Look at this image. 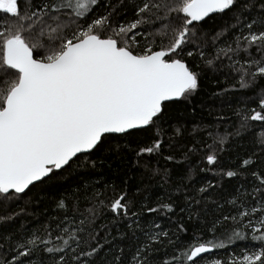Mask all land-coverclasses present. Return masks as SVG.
I'll list each match as a JSON object with an SVG mask.
<instances>
[{"label": "snow or ice", "instance_id": "1", "mask_svg": "<svg viewBox=\"0 0 264 264\" xmlns=\"http://www.w3.org/2000/svg\"><path fill=\"white\" fill-rule=\"evenodd\" d=\"M102 7L105 11L98 12ZM0 12L9 17L0 19V264H199L204 254L225 248V240L231 245L249 235L259 244L241 251L240 264H264V170L248 171L255 163L251 156L235 170L221 169L245 181L224 200L227 214L211 199V183L184 193L180 211L187 210L189 219L206 214L208 202L220 210L204 222L212 238L201 235L187 246L155 221L142 227L126 192L107 204L97 191L83 197L80 190L65 192L54 201L61 210L57 215L35 227H7L20 214L7 211L15 196L70 168L78 154L90 156L129 130L161 131L165 102L187 98L199 87V73L188 62L194 54L210 66H226L240 88L264 78V0H118L115 5L110 0L107 5L101 0H0ZM225 13L231 15L213 35L215 52L208 53L200 23ZM259 108L250 116L238 113L241 129L264 122V94ZM227 135L214 144H223ZM255 143L264 151V128ZM161 147L162 139L155 138L136 154L158 153ZM206 160L215 165L217 155L210 151ZM81 199L89 203L83 211ZM96 205L106 207L114 223L130 221L135 243L127 255L115 237L108 239L107 226L97 224ZM174 206L179 207L169 198L142 210L171 213ZM175 229L187 231L181 221ZM218 237L223 239L217 242ZM237 259L210 258L204 264H237Z\"/></svg>", "mask_w": 264, "mask_h": 264}, {"label": "trees", "instance_id": "2", "mask_svg": "<svg viewBox=\"0 0 264 264\" xmlns=\"http://www.w3.org/2000/svg\"><path fill=\"white\" fill-rule=\"evenodd\" d=\"M108 2L109 0H101L102 5H107ZM110 2L115 5L118 0ZM125 3L129 4L130 0H125ZM21 6L23 8V4ZM97 11L103 12L105 8H98ZM119 11L123 12L124 9L120 8ZM230 15L231 13L223 16L211 14L200 23L201 31L207 33L201 43L206 45L208 53L215 52L212 46L213 35L228 22ZM133 18L129 7L127 19ZM0 19L7 20L9 17L0 12ZM188 62L199 73V87L187 98L165 103L161 131L157 132L154 128L135 129L129 131L128 136L110 138L90 156L78 155L70 168L66 167L62 172L57 170L55 175L42 184L36 183L24 194L15 196L7 211L20 214L8 221L7 227L12 230L20 228L21 225L35 227L50 216L57 215L61 210L56 209L54 201L65 192L80 190L83 197L97 191L102 194L99 199L105 204L126 192L127 200L132 202L131 211L139 214L142 227L155 221L175 232L180 244L184 246L201 235L205 239H211V234L205 231L204 222L213 220L220 210L208 202L206 214H202L199 219H189L187 210L183 213L180 211L185 205L184 193H191L211 183L215 188L210 193L211 199L224 205L223 211L227 214L230 206L224 204V200L245 181L243 177H227L222 174L221 169L225 172L229 169L235 170L240 160L251 156L255 163L248 171L264 170V151L255 143L256 133L264 128V122H251L254 127L244 131L240 128L241 120L238 115L247 113L250 116L252 110L261 111L259 99L264 94V78H258L249 88H240L238 78L230 74L226 66H210L195 54L188 58ZM223 64L227 65L228 61L225 60ZM226 133L229 135L223 144H214L218 136H225ZM155 138L162 139L159 152L137 156L139 149L151 146ZM210 151L217 155L215 165L207 163L206 156ZM169 198L174 205H179L174 206L171 213L165 211L153 214L142 210L146 206L156 207L161 200L169 202ZM92 203L95 204V200ZM79 207L83 211L89 207V203L81 199ZM200 208L203 212L204 203ZM20 209L24 211L21 213ZM96 209L99 213L97 224L107 226L111 231L108 239L115 237L114 243L125 247L127 255V247L135 243L132 230L128 228L130 221L125 218L114 223V215L106 207L96 205ZM177 221L184 224L186 232H176ZM139 234L137 230L136 235ZM101 235L104 236L103 230ZM220 239L223 238L218 237L217 242ZM258 244L259 242L251 241L250 235L244 240L234 241L231 245L225 240V248L214 249L199 264H204L210 258L229 256L238 258L237 264H240L241 251L247 252L252 245Z\"/></svg>", "mask_w": 264, "mask_h": 264}, {"label": "water", "instance_id": "3", "mask_svg": "<svg viewBox=\"0 0 264 264\" xmlns=\"http://www.w3.org/2000/svg\"><path fill=\"white\" fill-rule=\"evenodd\" d=\"M179 99H180V98H178V99H175V98H174L173 100H179ZM173 100H172V101H173ZM166 102H169V101H166ZM166 102H165V103H166ZM133 130H135V129H133ZM129 131H132V130H129ZM78 155H79V154H78ZM30 187H31V186H30ZM26 191H27V190H26ZM213 251H214V249H213ZM213 251H212V252H213ZM205 255H207V254H204V256H205Z\"/></svg>", "mask_w": 264, "mask_h": 264}]
</instances>
